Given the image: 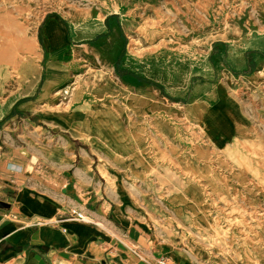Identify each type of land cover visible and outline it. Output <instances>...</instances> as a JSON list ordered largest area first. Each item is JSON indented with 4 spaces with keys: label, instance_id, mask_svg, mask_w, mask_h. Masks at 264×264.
I'll use <instances>...</instances> for the list:
<instances>
[{
    "label": "rangeland",
    "instance_id": "1",
    "mask_svg": "<svg viewBox=\"0 0 264 264\" xmlns=\"http://www.w3.org/2000/svg\"><path fill=\"white\" fill-rule=\"evenodd\" d=\"M5 8L21 9L36 25L32 53L40 76L31 95L12 100L0 144L48 159L53 143L45 133L81 136L97 162L120 170L142 222L201 251L207 263L226 264L235 252L264 264V0H0V30ZM53 15L75 62L70 92L58 97L59 84L50 97L43 88L53 54L42 26ZM22 100L30 102L14 113ZM94 110L116 133L131 136L133 152L143 142L146 165L107 156L106 140L86 124ZM63 118L79 124L78 132ZM189 183L198 190L197 208L178 191Z\"/></svg>",
    "mask_w": 264,
    "mask_h": 264
},
{
    "label": "crops",
    "instance_id": "2",
    "mask_svg": "<svg viewBox=\"0 0 264 264\" xmlns=\"http://www.w3.org/2000/svg\"><path fill=\"white\" fill-rule=\"evenodd\" d=\"M59 21L49 17L42 30ZM45 136L53 143L48 159L42 151L31 155L14 143L0 144V264H218L142 222L120 170L97 162L80 135ZM72 209L88 219H73ZM252 260L234 252L226 264H256Z\"/></svg>",
    "mask_w": 264,
    "mask_h": 264
},
{
    "label": "bare ground",
    "instance_id": "3",
    "mask_svg": "<svg viewBox=\"0 0 264 264\" xmlns=\"http://www.w3.org/2000/svg\"><path fill=\"white\" fill-rule=\"evenodd\" d=\"M4 11L5 12L3 13L8 17L6 26L4 29L0 30V37L1 34L4 35V37L7 38V41L0 40V96H2V92L8 89L7 96L9 100L5 101L0 97V116L9 111L10 106L13 104L12 100L18 98L20 95H31L36 88L40 76V66L37 63L38 58L35 53H32V50L34 51V40L32 37L35 36L36 25L34 27L30 21L27 22V16L22 14L21 9L15 10L13 8L10 10L5 8ZM60 28L61 26L58 24L51 23L44 28L43 32L46 44L53 54L49 61H47L46 77L43 83V88L45 89L46 94L48 93V97H50L51 89L55 84H59L55 96L58 97L62 93L66 94L70 92V80L73 79V75L71 76L68 71L70 66H75V62L72 61L73 52L68 46L69 41L67 39H62ZM1 67L3 68L2 70ZM85 67L86 65L82 67L80 66L79 68L73 69V71L84 72ZM28 106L31 108L33 107V104L30 103ZM99 114V111L94 110L93 119H91L90 123L86 124H89L90 128L95 131L96 134L106 140L108 148L104 151L108 154L107 156L113 160H120V162L124 161L123 156H126L135 159L139 164L141 160V165H146L147 159L144 156L143 142L138 139L137 142L140 143L142 149L138 150V152L135 150L133 152L131 136L126 134L127 137H125V135L122 134V131L116 133L111 128V121L106 119L99 120V118H105L104 116H99ZM66 116L67 115H65V117ZM61 121L74 134L78 132L77 126H79V124H69L66 118L61 119ZM109 145L117 150L118 153L116 154L115 151L111 152ZM101 146L104 147L103 143H101ZM242 159L247 161L246 157H242ZM138 168L139 167L137 166H130L131 173L135 179L143 180L144 175ZM198 171L201 173L204 169L201 167ZM195 172L196 169L193 168V173ZM167 189L169 190V188ZM180 190H183L186 195L192 198L194 207L197 208L200 206V203H198V190L196 186L189 183L186 188L183 189L181 187L178 189V191ZM154 191L156 190L154 189ZM242 228V232H245L249 227L244 225ZM232 229L236 230V227H232Z\"/></svg>",
    "mask_w": 264,
    "mask_h": 264
},
{
    "label": "built area",
    "instance_id": "4",
    "mask_svg": "<svg viewBox=\"0 0 264 264\" xmlns=\"http://www.w3.org/2000/svg\"><path fill=\"white\" fill-rule=\"evenodd\" d=\"M71 217L73 219L84 220V221L88 219V216L83 211L78 210V209H72ZM37 221L41 222L42 220H37ZM159 264H165L164 259H161L159 261Z\"/></svg>",
    "mask_w": 264,
    "mask_h": 264
}]
</instances>
